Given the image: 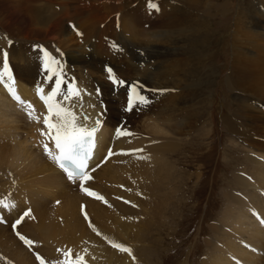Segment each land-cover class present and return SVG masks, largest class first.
I'll return each mask as SVG.
<instances>
[{
  "label": "bare ground",
  "instance_id": "bare-ground-1",
  "mask_svg": "<svg viewBox=\"0 0 264 264\" xmlns=\"http://www.w3.org/2000/svg\"><path fill=\"white\" fill-rule=\"evenodd\" d=\"M65 2L63 14H57L50 18L49 23L40 25L38 18L33 17L29 11L31 8L29 0H26L23 5L17 2L15 6L12 5V1L0 0V13L2 14L0 15V25L9 30L11 34L16 35L17 38L21 37L25 41L44 37L56 40L71 64L69 69L81 75V82H78L77 85L82 97L83 108L80 107L81 99L77 98L73 101L75 111L78 114L86 113L90 117L88 121H82L89 128L96 126L95 117L99 116L101 119L95 133L96 151L89 167V174L93 179L86 182L85 187L88 184H91L92 187L98 179H105L108 184L94 190L104 198L103 200L91 196L85 199L83 198L85 192L81 191L79 181L71 182L57 163L46 155L43 144L47 138L40 134L43 129L42 121L46 114V107L37 95L38 86H42L45 93L48 92L46 84H42L44 75L42 57L40 55L38 58L39 54L34 49H17L7 43L1 44L0 71L3 70V51H7L9 66L11 61L15 68L14 72L11 67L9 69L14 77V87L23 101L31 102L34 106L35 111L32 115L39 117V122L30 119L26 107L15 102L4 87V83L0 82V175L2 172H7L4 178L10 179L9 182H6L7 190L0 194V201L14 205L7 209L0 206V258L6 264H41V260L14 237V232L11 229V224L17 216L30 209L36 215L37 222L27 223L25 221L19 227V231L22 236L27 235L36 242L34 244L40 246L38 250L34 249V252L37 251L36 254L40 255L44 262H51L48 264H63L66 259L64 253L69 250L74 251L76 257L79 256L82 247L76 245L83 238L84 241L91 239L94 243V247L83 246L85 254L82 257L84 260L89 258L91 264H156L154 262V252L156 251L150 250L147 246L141 248L138 245L147 241V235L151 231L152 223L150 225L149 222L145 223L149 225L146 227L145 219L150 214L153 220L159 218L160 203L158 201L160 200L157 201V194L160 193V183L163 180L169 181L171 171H173L172 166L166 163L167 160L160 157V152L171 151L175 145H173L174 142L169 141L165 147L160 145L153 147L146 145L148 142L146 143L144 137L136 136L130 139L126 135L117 136L118 126H114L113 123L118 122L119 125L121 120L123 122L124 115L121 107L125 110L127 101L125 98V101L123 100L121 103V98H124L125 93L115 94L111 99L109 97V94L112 95L110 84L103 76L99 80L94 77L96 76L94 74L95 63L92 64V62L97 60L98 56V63L103 62L104 65L110 63L111 65H109L117 74L119 72L121 77L125 79L128 77L131 79L141 78L136 81L135 85L144 91L145 88H148V83H152L153 79L159 77L157 76L159 75L158 68L151 71L152 65L162 55L172 54L170 49L173 48L174 51L175 48L173 46L162 50L157 43L156 45H141L142 25L145 20L142 22L143 18H137L130 13L124 15L122 30L114 34L116 42L119 38L121 40L116 45L111 42L109 47L102 44L104 37L110 38V33L109 29L101 30L99 28L104 16L99 19L101 16L98 17V13H100L98 9H92V5L87 2H85L84 9L78 8V4L75 2V9H73L70 7L71 0ZM189 2L195 4L194 0H189ZM86 4H90V6L85 7ZM19 7H25L29 16L22 14ZM228 7L229 0H225L220 9ZM40 8L42 9V7ZM40 8L39 10H41ZM112 8L113 6L109 10ZM12 13L17 17H13ZM208 15L210 16V14ZM69 21H74L76 25L83 28L84 44L76 42V38L67 31L65 23ZM153 22L152 25H146L148 29L163 27L167 24L166 19ZM181 26L182 23L179 20L178 24L171 25V29L174 34L177 32L182 38L189 31ZM85 27L92 29L93 38H96L97 41L100 40L99 43L102 46L97 44L95 46L88 42L91 38L89 34L91 30L88 33ZM166 28L165 34L170 31L169 27ZM14 30H18L19 34H14ZM125 34H129V38L125 37ZM236 35L241 38L237 39V50L233 63L234 82L236 88L249 93L259 104L261 101L264 102V17L256 12L251 0H245V4L242 3L238 9ZM97 41L95 42L97 43ZM126 49H128L130 59L123 60L124 63H127V70L124 71L122 68L119 69L113 56L125 58L127 56ZM108 57L111 60L107 59ZM84 69L86 70L84 71ZM142 72L146 74L143 75ZM22 78L25 79L21 80ZM40 78L39 85L34 87V83ZM6 80L7 77H5ZM171 81L173 87L186 85L185 80L181 81L175 78ZM89 85L103 86L104 98H106L104 103ZM170 86L172 87V85ZM161 93L162 90L159 89L154 93V101L149 106H134L132 108L133 115L130 116H140L145 110L148 115L144 114V116H153L155 111L160 110L157 100ZM184 95L173 105L176 111L186 110L183 105ZM166 96L165 101L161 103L163 107H165V103L169 105L167 102L172 104L175 101H172L173 92L171 90L168 98ZM105 103L110 108L111 120L106 119L103 115L101 106ZM258 104L252 103L245 109L246 115H242L244 124L240 129V133L247 139V145L252 147L256 154L248 156L249 161L254 164L253 170L249 175H234L233 179L235 185L240 189L239 192L230 189L224 193L227 205L219 222L210 227L214 236L207 238L204 242L208 252L205 264H264V222H262L264 221V115L263 111L257 107ZM169 109H172L171 105L168 106ZM164 113L159 111V115L161 114L157 118L159 121L151 123L150 130L153 135L156 133L162 135L159 134L161 133L159 125L165 126L164 129L167 128L168 131L176 134H184V130L189 128L188 122L185 126L179 122L173 123L170 119L171 114L165 113L166 116H164ZM161 118H163L162 121H160ZM130 120L128 117L126 121ZM127 124L128 122L124 123V126ZM145 128L147 129V127ZM43 130L46 131V129ZM49 147L55 151L54 144L51 142H49ZM140 149L142 151H133ZM110 151L113 153L111 156H109ZM92 169L94 171H91ZM6 184L3 185L6 186ZM144 195L153 197L150 202L152 210L151 212L147 211L148 216L143 211L145 210L143 209L144 205L149 204L147 198L144 200ZM84 201L89 204L87 212L97 221L96 224L99 226L97 233L100 231L103 238L100 235L99 239L95 238L98 234L93 231L89 232L86 225L87 220L82 219L79 209L80 204ZM53 202L61 204L60 207L55 209L52 205ZM58 219H63L62 221L65 223L63 227ZM132 219L137 221L135 226H131ZM27 220L29 221V219ZM33 226H36V229H32ZM130 230L132 232L128 234ZM120 232H128L126 237L133 240L136 245L138 244L135 253L119 255L116 252L117 247H113L111 241L116 233H118L116 237L120 236ZM119 239L122 241V238ZM65 242L70 246L65 247L64 250L56 251Z\"/></svg>",
  "mask_w": 264,
  "mask_h": 264
},
{
  "label": "rangeland",
  "instance_id": "rangeland-1",
  "mask_svg": "<svg viewBox=\"0 0 264 264\" xmlns=\"http://www.w3.org/2000/svg\"><path fill=\"white\" fill-rule=\"evenodd\" d=\"M9 1H12V5L15 6L17 5V2L21 5L25 4L26 0ZM65 1L67 0H29V5L31 7L29 11L33 17L38 18L40 25L44 23L47 24L51 21L50 18L57 14L64 13ZM194 1L195 4H191L189 0H71L70 5V7L75 9L76 2L78 8L80 7L84 9L85 2H87L92 5V9H98L100 12L98 13V17L101 16L99 19L104 16L103 22L100 24L99 28L101 30L109 29L110 33V38L104 37V39L108 38V42L111 41L115 45L121 39L119 38L116 42L114 34L115 32L119 33L122 30L124 15L130 13L137 18H143L142 22L145 20L144 25H142L143 31L141 45H156L157 43L162 50L167 47L172 48L173 46L175 48L174 51L173 48L170 49L172 54L162 55L160 59L156 60L152 65L151 71L158 68L159 75L157 76L159 77L153 79V84L151 82L148 83L147 87L155 88L157 89V92L158 89L162 90V93L160 94L161 98L159 99L160 101L157 100L160 108L159 111L165 112L169 115L171 114L170 119L173 123L179 122L185 126V124L187 125L186 122H188L187 126H189V128L184 130V134H176L168 131L167 128L164 129L163 127L165 126L159 125L161 132L159 134L162 135L160 136L158 133L153 135L150 130V125L151 123H154V121L156 123L159 121L157 118L158 116H161V114L159 115L158 110L155 111L154 115L151 117H149L150 115L148 117L144 116V114L148 115L146 110V113L144 111L141 114L142 116L132 117L130 116L133 115V111L131 110V113L128 114L131 120L126 121L128 124L127 126H124V128L126 127L124 131L130 133V135H126L127 138L132 139L136 136L141 138L144 137L146 138V143L148 142L146 145L153 147L158 145L165 147L166 143L169 141L174 142L173 145H175V148L171 151L166 150V153L165 151L160 152V157L165 161L167 160L166 163L172 166L173 171H171L170 182L163 180L160 183V193L158 192L157 194V201L160 200L158 201L160 203L158 208L159 218L153 220L151 214V216H148L147 211L150 210L151 212L152 210V204H150V202L153 197L148 195L145 196L146 194L144 195V200L147 198L149 202V204L144 205L143 208L145 209L143 211L148 216V218L145 219L144 224L149 222V225L151 223L152 225L151 231L147 235V241L142 242V245H137L141 248L147 246L150 250L152 249V251H156L154 252V262H156V264H205V261L208 258V252L204 242L207 238L214 236L210 227L219 222L224 212L223 210L227 205L224 193L230 189L238 192L240 191L235 185L233 177L235 174L249 175L254 166V164L249 161V157L256 155L253 148L247 145V139L242 133H240V129H242L244 124L242 117L246 115V112H244L245 109L252 103L257 105L258 101L243 89L236 88L233 77L235 74L233 73V63L237 50V39L240 37L236 35L238 9L242 3L243 5L245 4V0H229V7L227 9H220V6H222L225 0ZM251 1L256 12L264 17V0ZM90 4H86L87 6L85 7L90 6ZM152 4L157 5L158 10L152 8ZM111 6H113V8L109 10ZM40 7H42V9ZM39 8L41 10H39ZM114 8H116V10H113ZM19 10L22 14L29 16L25 7H19ZM208 14H210V16ZM0 15L2 14L0 13ZM11 15L15 18L17 17L14 13ZM153 18L155 20L166 19L167 24L163 27H152L151 29H148L146 25H152V23H154L153 21H155ZM179 20L180 23H182L181 27H184L183 29L189 31L187 33L188 35L186 34V36L182 38L177 32L174 34L171 29V25L178 24ZM70 23L76 25L74 21L65 23L67 31L70 35L74 36L76 42L79 43L80 41L77 37L78 34L71 33L72 28L70 27ZM166 27H169L170 31L165 34V31H167ZM79 28L83 32V28ZM85 29L87 32L91 30L90 33L88 32L91 35V38L88 40L90 44H94L95 46L96 44L101 46L102 44H106L105 41L101 44L99 43L100 40L97 41L96 38H93L94 35H92V29L89 27H85ZM163 29L166 30L163 31ZM13 33L19 34L18 30H14ZM125 37L129 38V34H125ZM9 41H11V44ZM4 43L11 46L13 45L17 47V49L26 48L29 50H33L32 45L43 43L53 51H58L61 54L60 56L62 59L65 58L68 62L66 54H63L62 49L56 40L44 37L25 41L22 40L21 37L17 38L16 35L11 34L9 30L0 25V46ZM114 47L116 49V46ZM126 50L127 56L125 58L113 56V60H115L114 62L117 63L119 69L122 68L124 71L127 70V63H124L123 60L130 59L128 49ZM35 52L38 51L35 50ZM96 59L97 60L92 62V64L95 63L94 74L96 76L94 77L99 80V78L103 76L104 79H107L105 80L108 84H110V79L106 74L107 71L106 73H103V62L98 63V56ZM107 59L111 60L110 57ZM62 63L63 68H66L65 60H63ZM12 65L13 63L10 61L12 70H15ZM85 70L86 69H84V71ZM69 71L76 74L75 76L80 79L78 82H81V75L78 72L71 69H69ZM113 71L115 72L114 69ZM142 74L144 75L146 73L142 72ZM42 78V84H46L44 76H42ZM121 78L126 80L124 77ZM175 78L181 81L185 80L184 82H186L187 87L184 84L173 87L171 80ZM24 79L25 78H22L21 80ZM139 79L141 78L131 79L128 77L127 80L135 85L136 81ZM40 80L41 78L39 81L37 80L33 86H38ZM65 81L66 83L64 86L66 88L67 82H70V80L65 77ZM145 83L147 84V82ZM170 85H172V87ZM46 86L47 91H49V86L47 84ZM89 87L92 90L94 89L96 96L97 93H99V96H97L98 98L102 96L105 97L102 85H96L95 87L89 85ZM98 88L100 90L96 93ZM170 90L173 92L172 101H175L172 104L171 102L167 103L171 105L173 110H168V104L165 103V107L161 104L162 101H165V95H167V98L170 95ZM110 95L111 94H109V97L113 99L114 95ZM182 95L185 96L183 99V105L186 107L187 111H176L173 108V105L181 99ZM105 99L106 98H104V100ZM13 100L17 102L14 98ZM126 101H128L127 98ZM101 102L104 101L101 100ZM257 107L263 111L262 113L264 115V102L261 101ZM101 108H106L105 111L103 110V115L106 119L111 120L110 108H108L106 104L102 105ZM121 111L122 114L126 116L123 107H121ZM165 113L164 116H166ZM162 119L163 118H161L160 121H162ZM113 125L118 126V122L115 124L113 123ZM145 127H147L148 130ZM6 174L7 172H2L0 175V194H3L7 190L8 184H6V182L10 181V179L4 178ZM106 182L105 179H98V181L94 182L92 187L91 184H88L87 188L94 191L98 187L103 188L104 185L108 184V182ZM3 184H6V186ZM88 197L89 195H87V193L83 196L85 199ZM55 203L53 202L52 204L55 209L58 206L60 207L61 204L59 205L58 202ZM88 208L89 204H87V201H84V203L80 204L79 212L82 219L87 220L86 225L89 232L93 231L94 233H97L99 226L96 224L97 221L87 212ZM25 211L20 213L12 222L11 229L14 232V237L33 253L34 249L38 250L40 246L34 244L36 242L25 235V238L34 242L32 244L34 245L33 248L29 247L17 235V233L22 235L18 228L19 225L15 229L13 228L14 222L19 219ZM27 219H29V221ZM62 220L58 219L63 227L65 223ZM25 221L27 223H30V221L37 222L36 215L31 212L29 216L24 217L21 226ZM134 221H136V219H132L131 226L136 225L137 221ZM149 225H146V227H149ZM32 229H36V226H33ZM131 232L132 230H130L129 233L120 232V236L117 237L116 235H118V233H116L114 239L111 241L112 245L119 244L131 250L129 253L117 248L116 252H118L119 255L122 253H127V255H129L135 253L137 250L138 247L135 242L126 237V234H130ZM97 234L98 235L95 238L99 239V235L102 237L100 231ZM119 238H122V241ZM102 240L105 241L104 239ZM124 242H127V244ZM69 246L70 245L66 242L62 243L56 251L64 250L65 247ZM76 246L82 247V251H79L81 252L79 253V256H82L85 254V248L83 246L94 247V243L91 239L84 241L83 238ZM36 252L37 251H35V253ZM71 253L72 258H75L76 253L74 251H71ZM37 256L41 257L40 255ZM0 261V264H6L2 258H0ZM85 262L86 264H91L89 258H87ZM48 263L51 262H45V264Z\"/></svg>",
  "mask_w": 264,
  "mask_h": 264
},
{
  "label": "snow or ice",
  "instance_id": "snow-or-ice-1",
  "mask_svg": "<svg viewBox=\"0 0 264 264\" xmlns=\"http://www.w3.org/2000/svg\"><path fill=\"white\" fill-rule=\"evenodd\" d=\"M152 8L158 10V6L155 4L151 5ZM75 28V26L73 25ZM78 35H82L77 31ZM11 44V41H9ZM39 47V46H38ZM43 53L42 67L46 73V79L48 82H53L54 86L51 87L50 91L45 93L43 87H37V94L39 99L44 103L46 107V114L43 116V129L40 134L47 138L43 144L46 155L54 160L58 166L65 172L67 178L75 183L79 181L80 188L87 195L94 197L98 200L104 198L96 193L95 191L85 187L86 182L93 179L89 174V161L92 159L94 148H95V133L100 125L99 119L96 121V126L89 128L85 122L90 117L86 113L78 114L75 111V105L73 101L77 98L81 99L80 107L83 108L82 97L80 96L79 90L76 89L71 82H67V87L63 71V65L61 61L53 57L47 50L40 49ZM10 66L8 61L7 51H3V70L0 71V82L4 83V87L18 103L25 105L30 119H35L39 122V117H33L32 113L35 111L34 106L31 102H25L18 95L16 88L14 87V77L10 72ZM109 73V79L113 85H123L125 82L118 80L112 73V70L107 69ZM5 77L7 80L5 81ZM150 103L149 99L142 95L138 85H132L129 91L128 107L127 110L131 111L136 105L147 106ZM117 136L130 135V133L124 131L123 128L117 129ZM49 142L54 144L55 151L49 147ZM134 152L142 151L133 150ZM113 155L110 151L109 156ZM91 171H94L92 169ZM0 206L7 209L13 207L8 203L0 201ZM31 210H26L23 215L17 219L13 228L15 229L20 225L24 217L29 216ZM86 215V214H85ZM264 222V221H262ZM19 238L24 241L26 245L31 246L34 242L28 240L24 236L17 233ZM114 247L120 248L121 251L129 252L130 249L123 247L119 244H114ZM66 259L63 264H86L84 257L77 256L75 259L72 258V253L69 250L64 253ZM41 260V264H45L44 260L38 256Z\"/></svg>",
  "mask_w": 264,
  "mask_h": 264
}]
</instances>
